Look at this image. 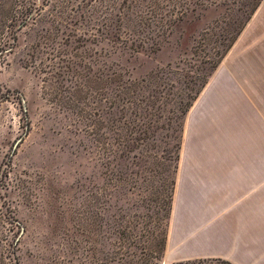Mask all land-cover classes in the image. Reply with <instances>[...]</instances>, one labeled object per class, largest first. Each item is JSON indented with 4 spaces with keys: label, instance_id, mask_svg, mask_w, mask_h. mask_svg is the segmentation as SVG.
I'll return each instance as SVG.
<instances>
[{
    "label": "rangeland",
    "instance_id": "rangeland-1",
    "mask_svg": "<svg viewBox=\"0 0 264 264\" xmlns=\"http://www.w3.org/2000/svg\"><path fill=\"white\" fill-rule=\"evenodd\" d=\"M253 2L0 0V264L144 256L106 232L152 233L155 223L145 192L117 180L122 165H107L92 131L101 89L169 64L196 70ZM185 122L188 156L199 140L197 157L208 158L226 139L264 157V0Z\"/></svg>",
    "mask_w": 264,
    "mask_h": 264
},
{
    "label": "trees",
    "instance_id": "trees-1",
    "mask_svg": "<svg viewBox=\"0 0 264 264\" xmlns=\"http://www.w3.org/2000/svg\"><path fill=\"white\" fill-rule=\"evenodd\" d=\"M253 1L249 3L250 11L244 23L234 28L232 36L223 37L219 46L206 50L208 58L196 70L169 64L142 78H120L111 90L108 85L101 89L100 114L92 131L103 149L107 165L116 161L122 165L117 180L124 183L128 192L136 189L139 195L145 192L141 203L152 212L147 215L149 222L155 223L152 233L147 225L141 234L121 224L111 231L107 229V233L116 235L119 247L141 248L144 255L136 259V251L118 253V264H162L186 117L262 0ZM212 261L231 264L220 259ZM208 263L212 262L195 260L177 264Z\"/></svg>",
    "mask_w": 264,
    "mask_h": 264
},
{
    "label": "crops",
    "instance_id": "crops-1",
    "mask_svg": "<svg viewBox=\"0 0 264 264\" xmlns=\"http://www.w3.org/2000/svg\"><path fill=\"white\" fill-rule=\"evenodd\" d=\"M228 143L209 147L210 156L200 158L199 140L188 156L184 129L165 252L169 264H264V157L258 145Z\"/></svg>",
    "mask_w": 264,
    "mask_h": 264
}]
</instances>
